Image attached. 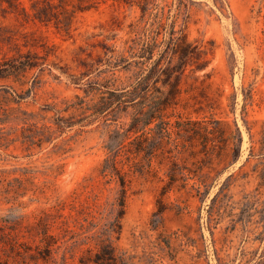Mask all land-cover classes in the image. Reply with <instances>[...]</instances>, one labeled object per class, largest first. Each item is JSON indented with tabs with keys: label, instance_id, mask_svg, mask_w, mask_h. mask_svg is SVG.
<instances>
[{
	"label": "rangeland",
	"instance_id": "1",
	"mask_svg": "<svg viewBox=\"0 0 264 264\" xmlns=\"http://www.w3.org/2000/svg\"><path fill=\"white\" fill-rule=\"evenodd\" d=\"M44 1L0 0V264H91L96 238H68L82 208L99 225L115 213L114 182L100 173L115 122L84 108L85 89L126 83L130 72L113 62L146 23L137 0H49L38 17L33 5ZM166 1L170 23L175 0ZM184 2L175 28L208 63L187 67L168 118L238 127L240 154L232 163L231 150L203 163L172 157L206 185H168V153L130 173L109 240L129 264H264V0Z\"/></svg>",
	"mask_w": 264,
	"mask_h": 264
},
{
	"label": "trees",
	"instance_id": "2",
	"mask_svg": "<svg viewBox=\"0 0 264 264\" xmlns=\"http://www.w3.org/2000/svg\"><path fill=\"white\" fill-rule=\"evenodd\" d=\"M1 1L8 2L9 7L12 5L11 0ZM162 1L163 4L156 0H137L140 18L146 24L113 62V66L122 64L130 72L126 83L109 88L108 79L104 82L95 80L90 81L85 89L91 97L89 101H83L84 108L90 110L94 118L105 117L106 120V116L110 115L115 122L107 136L105 156L100 167L105 183L114 182L109 190L114 192L115 213L99 225L82 208L80 215L85 223L81 222L79 230L73 231L68 238L81 240L82 243H87L91 237L96 238V252L89 259L91 264H129L122 254L116 252L109 237L119 231L130 173L151 171L153 159L165 153L182 161L188 157H199L201 163L209 162L214 156L220 158L227 150L232 152L229 161L232 163L240 154L242 136L238 127L227 131L215 119L175 120L172 123L168 118L167 110L181 99L180 81L186 75L187 67L193 64L192 69H203L208 59L205 50L187 41L181 29L175 28L176 21L183 16L184 0H175V13L170 23L165 22L169 18L167 1ZM44 2L42 6L33 5L37 8L38 17L53 6L49 0ZM215 2L222 4V0ZM1 9L6 8L1 6ZM61 122L58 119L57 124L61 125ZM166 174L168 185L177 183L185 186L188 178H195L194 183L197 181V184L206 185L199 179L196 169H191L185 162L178 164L174 158ZM260 177L264 180V167ZM226 185L222 184L212 201L224 194ZM192 188L202 198L207 193V189L200 190V185L193 184Z\"/></svg>",
	"mask_w": 264,
	"mask_h": 264
}]
</instances>
